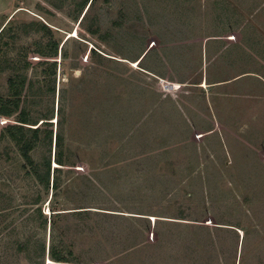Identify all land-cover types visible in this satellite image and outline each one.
I'll return each instance as SVG.
<instances>
[{
    "label": "rangeland",
    "instance_id": "obj_1",
    "mask_svg": "<svg viewBox=\"0 0 264 264\" xmlns=\"http://www.w3.org/2000/svg\"><path fill=\"white\" fill-rule=\"evenodd\" d=\"M92 1L0 0V264H264V0Z\"/></svg>",
    "mask_w": 264,
    "mask_h": 264
},
{
    "label": "trees",
    "instance_id": "obj_2",
    "mask_svg": "<svg viewBox=\"0 0 264 264\" xmlns=\"http://www.w3.org/2000/svg\"><path fill=\"white\" fill-rule=\"evenodd\" d=\"M94 0L92 1V3L90 4V6H92ZM89 4V1H85L84 3H82L81 5V12L86 8V6ZM5 31V28L2 30V32L0 33V37L3 34V32ZM37 55H39L40 57L44 58V59H51V58H56L59 54V45L58 44H52L50 45V47L48 48V50H41V51H37L36 52ZM46 63H48L46 61ZM43 64V62H42ZM57 63H53V67L56 66ZM51 76H55L56 72L55 70L51 71ZM11 89L13 92V97L14 100L13 101H9V100H3L2 98H0V116L6 119H9L10 117L13 116V113L19 108V100L18 97L21 95V91L23 90L25 84L24 81H20L19 85H16V82L11 81ZM20 91V92H19ZM22 118H20V123L23 125H31V126H37V124L40 121H44V120H49V119H38L36 118V120L29 118L27 115L25 116V114H22ZM46 117V116H45ZM32 123V124H30ZM44 124V123H43ZM46 124H52V123H46ZM23 127V126H21ZM18 129V130H17ZM13 130H17L19 132L18 134H14L11 133L13 140L18 144V145H22V152L24 155V158L30 163L32 164V161L30 159V157L28 156L29 151L34 149L35 146V142L37 141H29L25 139V136L23 134V128H13ZM34 133H39V128L37 129H32ZM18 135V136H17ZM45 140H47L49 142L50 147L53 145V131H49L47 132V135L45 137ZM63 141H64V136L62 133H59L56 137V148H58V150H60L58 152L57 155V159L56 162L58 165L63 166V155H62V145H63ZM34 142V144L32 143ZM37 144V143H36ZM34 173L36 174V177L38 178L39 182L46 188L47 191H50L51 188V163L50 160L47 163L46 166V170L45 171H38L37 168L34 169ZM57 179L55 178L54 182H53V188L55 189L58 185ZM38 213L40 214L41 219H43V226H45L47 224V217L43 215L42 211L39 209L37 210ZM42 250H44L43 253H45V249L43 248ZM69 255L70 254H65L63 251H59L56 250L55 248L51 249L50 251V256L52 258V260L56 263L59 264H73L69 261Z\"/></svg>",
    "mask_w": 264,
    "mask_h": 264
},
{
    "label": "crops",
    "instance_id": "obj_3",
    "mask_svg": "<svg viewBox=\"0 0 264 264\" xmlns=\"http://www.w3.org/2000/svg\"><path fill=\"white\" fill-rule=\"evenodd\" d=\"M161 80V79H160ZM205 85H206V82H205Z\"/></svg>",
    "mask_w": 264,
    "mask_h": 264
}]
</instances>
